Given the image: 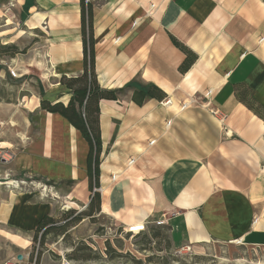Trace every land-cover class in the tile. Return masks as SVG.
Listing matches in <instances>:
<instances>
[{
	"label": "crops",
	"instance_id": "obj_1",
	"mask_svg": "<svg viewBox=\"0 0 264 264\" xmlns=\"http://www.w3.org/2000/svg\"><path fill=\"white\" fill-rule=\"evenodd\" d=\"M18 4L42 37L51 75L26 116L4 114L12 137L0 146L11 154L9 174L88 186L87 141L40 102L67 103L70 90L59 80L83 73V39L90 34L95 80L116 92L114 100L98 102L93 189L101 213L121 228L164 226L176 248L264 249V0ZM168 98L171 105L163 107ZM191 98L200 105L183 107ZM52 208L31 190L0 198L6 259L28 254ZM38 264L55 262L44 254Z\"/></svg>",
	"mask_w": 264,
	"mask_h": 264
},
{
	"label": "rangeland",
	"instance_id": "obj_2",
	"mask_svg": "<svg viewBox=\"0 0 264 264\" xmlns=\"http://www.w3.org/2000/svg\"><path fill=\"white\" fill-rule=\"evenodd\" d=\"M24 12L18 0H0V141L12 137L11 129L7 130L11 120H4V114L12 117L21 111L26 116L50 81L42 37L31 31L32 25ZM42 28L47 29L45 22ZM4 145L0 146V198L15 191L31 190L52 205L55 225L65 226L63 235L51 233L43 241L39 238L23 254L30 255L38 243L39 257L45 254L55 264L65 261L70 264H264V249L239 243L176 248L171 244L167 228L160 225L136 236L125 234L110 216L101 213L100 201L92 198L94 193H99L97 189L91 191L88 186L80 189L70 183L52 184L9 174L11 154L4 152L7 151L1 148ZM75 218L78 220L73 221ZM0 244V259H6V247L3 242ZM75 249L79 260L70 258Z\"/></svg>",
	"mask_w": 264,
	"mask_h": 264
},
{
	"label": "trees",
	"instance_id": "obj_3",
	"mask_svg": "<svg viewBox=\"0 0 264 264\" xmlns=\"http://www.w3.org/2000/svg\"><path fill=\"white\" fill-rule=\"evenodd\" d=\"M84 18V16H83ZM94 54L90 34L83 39V73L78 77L66 78L62 76L60 84L70 90L69 99L66 104L57 100L54 102L41 101L40 108L48 113H59L68 120L70 125L81 132L87 141L89 151L87 155V177L88 189L92 191L97 187L99 156L101 152V139L98 124V102L101 99L114 100L116 92L103 90L99 87L94 75ZM99 202V194L94 193L93 197ZM92 202V200H91ZM91 202L89 203L91 205ZM78 218L73 219L77 221ZM56 221L52 217H43L34 233L32 242H37L39 238L43 241L45 236L54 233L63 235L65 226H56ZM40 236V237H39ZM148 236V235H147ZM152 237L155 234H151ZM34 251V250H33ZM30 252V261L34 257V252ZM74 250L71 259L79 260ZM39 253L36 256V264L39 262Z\"/></svg>",
	"mask_w": 264,
	"mask_h": 264
},
{
	"label": "built area",
	"instance_id": "obj_4",
	"mask_svg": "<svg viewBox=\"0 0 264 264\" xmlns=\"http://www.w3.org/2000/svg\"><path fill=\"white\" fill-rule=\"evenodd\" d=\"M87 1V0H86ZM154 6L152 5V8ZM171 100L168 98V99H164L160 102V104L163 106V107H168L171 105ZM197 104V101L195 99H190L188 102L184 103L183 104V107H187V106H190V105H196ZM210 112L213 114V115H217L219 114L218 111L216 110H213L211 109ZM2 159H4V157H2ZM146 225L143 224V223H134V224H129L127 226H125L124 228H122V230L124 231L125 234H128V235H131V236H136V235H139L141 233H144L146 231ZM190 249V247H184V249ZM38 250V243L35 245V250H34V257L33 259L30 261V255H26L25 257L23 256L22 257V260H17L16 257H12L10 259H6L4 261H2L0 264H23V262L25 261L24 264H36V256H37V251ZM63 264H70L69 262H66L65 263L63 262Z\"/></svg>",
	"mask_w": 264,
	"mask_h": 264
},
{
	"label": "water",
	"instance_id": "obj_5",
	"mask_svg": "<svg viewBox=\"0 0 264 264\" xmlns=\"http://www.w3.org/2000/svg\"><path fill=\"white\" fill-rule=\"evenodd\" d=\"M16 259H17V260H22V255H20V254L17 255Z\"/></svg>",
	"mask_w": 264,
	"mask_h": 264
}]
</instances>
